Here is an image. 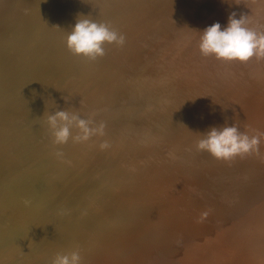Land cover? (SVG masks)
I'll return each mask as SVG.
<instances>
[{
    "label": "rangeland",
    "instance_id": "rangeland-1",
    "mask_svg": "<svg viewBox=\"0 0 264 264\" xmlns=\"http://www.w3.org/2000/svg\"><path fill=\"white\" fill-rule=\"evenodd\" d=\"M90 1L93 6L84 8L79 0H0V165L10 164L7 167L16 170L22 166L24 170L36 167L39 159H47L53 164L37 168L36 172L60 173L59 180L72 177L84 181L62 196L57 187L46 191L43 185L18 182L21 170L16 185L34 195L31 206L20 205L15 198L0 204V264H52L57 254L77 249L82 264H264V247L259 244L264 242V220L250 225L233 197L239 191L248 192L252 203L262 211L264 200L258 199L251 186L221 180L222 186L216 188L214 180L208 178L214 170L234 171L236 166L216 167L215 158L197 151L200 136L190 131L188 125L178 138L158 137L162 129L177 122L174 114L180 113L182 103V97L174 94L182 82L174 84L170 74L177 63L174 51L153 59L149 50L134 56L130 48L119 53L121 46L113 44L105 45L103 57L91 60L73 55L66 48L67 31L78 16L101 22L103 2ZM184 1L200 9V19L213 16V23L226 26L230 14L236 13L237 18L245 14L250 27L264 32V0ZM213 23L202 20L200 29L195 28L182 39L180 45H191L184 67L201 75L212 95L217 94V86L228 89L224 95H217L215 102L226 100L235 105L227 115L231 124L242 122L250 135L264 132V58L253 57L240 63L201 55L197 31ZM109 25L120 32L115 25ZM163 31L156 32L157 36ZM61 54L70 60H64ZM71 57L75 59V71L69 74ZM55 64L62 67L58 75L52 72ZM83 66H88L89 73L78 77ZM108 75L127 87L140 85L138 95L143 96V101L139 117L149 127L147 137L161 146L148 148L144 142L124 150L125 155H119L123 150H109L104 155L108 169L94 164V175L86 177L82 164L86 159L76 158L78 153L64 156L65 147L56 145L63 153L62 158L56 157L46 118L60 107L72 112L73 105L88 98L95 82ZM101 93L104 92L97 94ZM101 103L102 99L97 106ZM90 110L91 105H86V111ZM116 111H99L88 119L98 120ZM122 116L116 113L105 130L114 127ZM109 135L120 136L124 145L144 138L134 125L127 124L116 127ZM132 155L137 161L125 166L116 164L117 159L124 156L126 160ZM254 156L264 163V144L259 155ZM180 171L183 176H178ZM243 175L264 188L255 175ZM87 184L100 186L89 196L97 201L92 210L97 215L84 216V230L91 227L83 233V242L79 244L77 235L83 221L77 219L80 209L67 207L78 200L75 191ZM102 193L105 197L100 198ZM49 195L57 198L48 202ZM224 195L228 200L222 199ZM106 209L110 212L102 215ZM51 231L61 232L56 233L54 242L47 238ZM46 252L47 257L42 260ZM251 254V260L239 263Z\"/></svg>",
    "mask_w": 264,
    "mask_h": 264
},
{
    "label": "bare ground",
    "instance_id": "bare-ground-1",
    "mask_svg": "<svg viewBox=\"0 0 264 264\" xmlns=\"http://www.w3.org/2000/svg\"><path fill=\"white\" fill-rule=\"evenodd\" d=\"M79 2L84 8L91 7L90 5L93 6V3L90 0H79ZM100 2H103L101 10L104 12L101 22L115 25L120 33L125 36V44L121 46L119 53H122L125 48H130L133 50V55L135 56L145 49L149 50L150 53H153L152 57L153 59H156L168 51H174L172 55L177 63L170 70V74L173 77L174 84L182 82L180 88L174 92L175 95H180L182 97V103L180 105V113L174 114L177 122L169 128L162 129L160 132L161 136L158 135V137L166 139L174 137L178 138L179 135L187 131V125L189 126L190 131L200 136L199 133L205 132L211 126H220L221 123L224 125L225 122L229 125L231 124V118L227 115L230 114V111L235 105L230 104L226 100L218 103L215 102L217 95H224L228 89L226 87L217 86L215 88L217 94L212 95L203 77L184 67V64L186 63L185 54L188 47H191V45H180L185 36L190 35L195 28H201L202 20H207L208 23H213V16L202 17V19H200V9L190 7L184 0H100ZM162 29L164 30L162 35L157 36L156 32ZM55 47L57 48L58 45L56 44ZM55 56L57 55L55 54ZM61 56L64 60H70L62 54ZM72 59V68L69 70V74L75 71L73 64L75 59ZM169 60L171 59H167L166 61ZM76 62L79 63L78 58L76 59ZM59 68L62 69V67H58V65L55 64L52 66V72L55 75H58ZM45 69H47V67H45ZM81 70L82 71L78 74V77L89 73L88 66H83ZM167 75L162 79L166 80ZM91 89L89 90L90 94L88 98L80 100L76 105H73L72 112H78L83 118L88 119L89 116L94 115L99 111L112 112V109L115 108L117 111L113 112L111 115H105L98 120H92L95 123L103 122L105 125H108L110 121L114 119L116 113L123 114V116L116 120L117 122L114 124V127L105 130L106 135L102 138H93L86 144L73 143L72 140H69L67 144L62 145L65 147L64 156H71L78 153L76 158L80 156L83 159H86V161H83L82 163L85 164L86 169L84 173L86 177H92V175H94L92 170L94 164H103L108 169L104 155L109 150L112 152L123 150L119 155H125L127 153L124 150L133 145L136 146V144L140 145L143 143L144 145L145 142V146L148 148L161 146L153 143L152 140L147 137L149 127L146 123H142L139 117V114L141 113L140 105L143 101V96L138 95L141 90L140 85L137 87L134 85L127 87L123 83L118 84L113 75H108L99 78ZM100 91L104 93L97 94ZM135 92L136 95H134ZM101 99L103 100V103H101L100 106H97ZM86 105H91V110L89 112L86 111ZM1 106V108L4 109L3 105ZM62 108L63 107H60L58 110H62ZM54 111L55 109L52 110V112ZM127 120H130V122L127 123ZM126 124L134 125L137 128V132L144 138L141 141L134 139V141L132 140L130 143L124 145L120 136L109 135V132L115 131L116 127ZM237 124L241 131L248 133L242 122ZM186 134H190V132H187ZM105 139L110 142L111 149L107 148L100 151L98 145ZM52 148L61 152L56 145L52 146ZM28 154L30 153L28 152ZM124 158L125 157L123 156L122 160L117 159L116 164L119 166H125L128 162L133 163L137 161L136 157L133 155L129 156L126 160ZM51 161L52 160L39 159L36 167L31 166L24 170L22 169V166H17L16 170L7 167L10 164L0 165V204L3 201L15 198L21 202L20 205L25 204V201H29L27 206H31L30 200L33 199L32 196L34 193H32L31 190L16 185L17 176L21 170L23 172L18 179V182L20 180L22 183H27L29 185H43L46 191L57 187L60 188L62 196H65L68 193L69 188L84 182L81 178L75 179L72 177L67 180H59L61 178L60 173H49L44 175L43 173L35 171L39 170L37 168L52 165L53 163H51ZM213 161L216 167H229L231 164H234L237 168L234 171L219 172V170H214L212 171V175L208 174V178L214 180V187H221V180L242 187L251 186L258 199L264 200V188L257 187L250 177H245L243 175H255L256 179L262 186H264V163L258 162L254 155L244 157L238 156V158L232 159L230 162H223V160L217 159H213ZM61 163L57 166L58 170L61 169ZM64 169L66 170V168ZM229 175H234V177L231 179L226 178ZM178 176H183L181 171L178 172ZM99 187L100 186L94 188L93 184L79 187V189L75 191V193L79 194L78 200L72 201L67 207H73L78 210L80 209V214L77 219L83 221L80 225V233L77 235L79 244L83 242V233L91 227L89 226L84 230V222L87 221L84 216H87L88 214L91 216L97 215L92 213L97 201L89 198V196L92 193H96ZM16 190L22 191L25 194H18ZM98 196L100 198L105 197V194L102 193ZM56 198V195H49L46 200L48 202H53ZM233 198L237 203L240 212L245 214L244 216L249 220L250 225L264 220V211L252 203L248 192L239 191ZM222 199L228 200V196L224 195ZM79 203H83V206ZM106 212H110V209H106L102 215ZM28 214L29 213H26V215ZM56 233L51 231L50 234H47V238L52 241V239L56 237ZM259 244L264 247V242H260ZM165 245L167 246L168 243L166 242ZM47 254L48 252L44 253L41 259L44 260L47 257ZM252 258L253 254H251L247 260H242L239 263H244Z\"/></svg>",
    "mask_w": 264,
    "mask_h": 264
},
{
    "label": "clouds",
    "instance_id": "clouds-1",
    "mask_svg": "<svg viewBox=\"0 0 264 264\" xmlns=\"http://www.w3.org/2000/svg\"><path fill=\"white\" fill-rule=\"evenodd\" d=\"M247 15L230 14L226 26L219 22L206 27L198 37V48L201 55L214 57L220 61L246 63L253 57L264 58V32L250 27ZM66 48L76 56L91 60L105 55V45L123 46L125 36L114 30L109 24L97 22L87 16H78L75 24L67 31ZM65 103L68 101L65 99ZM46 124L50 132V139L54 145L73 143L86 144L93 138H102L106 135V125L103 122L95 123L83 118L78 112L55 110L47 115ZM197 151L206 152L217 160L229 162L235 157L259 155L260 147L264 144V132L257 131L248 134L241 131L234 121L225 122L222 126H211L203 133H199ZM110 145L107 141L100 143L99 148L105 150ZM57 158L63 153L57 151ZM29 201H25L27 204ZM52 264H82L79 249L67 254H57Z\"/></svg>",
    "mask_w": 264,
    "mask_h": 264
}]
</instances>
